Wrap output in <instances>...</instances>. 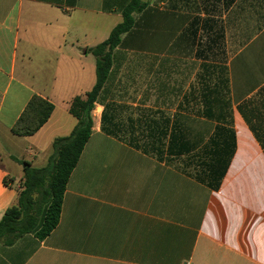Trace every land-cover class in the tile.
<instances>
[{
	"label": "crops",
	"instance_id": "1",
	"mask_svg": "<svg viewBox=\"0 0 264 264\" xmlns=\"http://www.w3.org/2000/svg\"><path fill=\"white\" fill-rule=\"evenodd\" d=\"M142 1L58 226L0 241V264H264V0ZM123 2L0 0V222L26 166L48 167L76 128L71 102L96 85L91 49ZM35 95L55 109L16 136Z\"/></svg>",
	"mask_w": 264,
	"mask_h": 264
},
{
	"label": "trees",
	"instance_id": "2",
	"mask_svg": "<svg viewBox=\"0 0 264 264\" xmlns=\"http://www.w3.org/2000/svg\"><path fill=\"white\" fill-rule=\"evenodd\" d=\"M77 0H73V5ZM147 6L142 0H124L121 14L123 21L110 33L107 40L91 49L97 58V82L85 97H75L69 112L78 120L69 137L54 141V155L48 167L25 168L18 202L9 208L0 222V240L7 246L26 234L34 233L45 239L58 226L64 193L72 172L90 138L93 128L92 112L109 77L114 50L121 45L122 35L135 26L134 14ZM55 106L40 96H33L12 128L14 135L27 137L36 134L49 120ZM48 183V186L46 184ZM45 197L43 213L37 217L35 194Z\"/></svg>",
	"mask_w": 264,
	"mask_h": 264
},
{
	"label": "rangeland",
	"instance_id": "3",
	"mask_svg": "<svg viewBox=\"0 0 264 264\" xmlns=\"http://www.w3.org/2000/svg\"><path fill=\"white\" fill-rule=\"evenodd\" d=\"M146 1L151 3L153 0H146ZM262 5L264 6V1H263ZM263 9L260 7V10L262 12H263ZM213 21H217V23L215 22L216 26H218V22L221 24V20H219V19H217V20L214 19ZM259 27H260V29L259 30H255V31H262V36H264V31H263V29H264L263 28L264 27V19H262V20L260 19ZM230 45H231V43L229 41L228 42L227 61L229 60V58H230V56L232 54V50H230ZM217 55H218V53H217ZM213 59H214V57L211 60H213ZM197 77H198V75L195 76L196 81L198 80ZM48 183L49 182H47L46 186H48ZM21 186H22V184H21ZM35 200H36L35 211L37 213V217H39V215H41L43 213V210H44V207H45L46 200H45L44 194L42 192L35 194Z\"/></svg>",
	"mask_w": 264,
	"mask_h": 264
}]
</instances>
